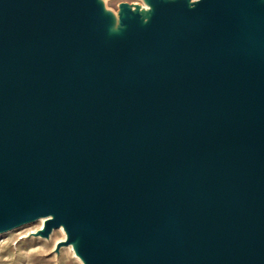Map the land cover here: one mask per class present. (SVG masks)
Returning <instances> with one entry per match:
<instances>
[{
  "label": "water",
  "instance_id": "1",
  "mask_svg": "<svg viewBox=\"0 0 264 264\" xmlns=\"http://www.w3.org/2000/svg\"><path fill=\"white\" fill-rule=\"evenodd\" d=\"M144 2L0 0V232L264 264V0Z\"/></svg>",
  "mask_w": 264,
  "mask_h": 264
},
{
  "label": "rangeland",
  "instance_id": "2",
  "mask_svg": "<svg viewBox=\"0 0 264 264\" xmlns=\"http://www.w3.org/2000/svg\"><path fill=\"white\" fill-rule=\"evenodd\" d=\"M109 9L117 12L122 1L140 3L144 0H104ZM40 220L30 221L13 229L0 232V264H83L71 245L57 244L65 239V232L55 227L50 236H42L37 231L42 228Z\"/></svg>",
  "mask_w": 264,
  "mask_h": 264
},
{
  "label": "bare ground",
  "instance_id": "3",
  "mask_svg": "<svg viewBox=\"0 0 264 264\" xmlns=\"http://www.w3.org/2000/svg\"><path fill=\"white\" fill-rule=\"evenodd\" d=\"M47 219V217L46 216H42V217H39V218H37L36 220H40L41 222H42V224H43V226H42V228L44 227V223H45V220ZM36 220H34V221H36ZM61 228H59L58 230H61L63 233L65 232V239H66V236H67V234H66V231H65V229H64V227L63 226H60ZM42 228H40V229H42ZM13 229V228H12ZM11 230V229H10ZM50 236V235H49ZM65 239H63V240H65ZM62 241V240H61ZM68 245H71L72 246V249H73V251H74V248H73V245L72 244H68ZM68 245H66V246H68ZM74 253H75V251H74ZM75 255L77 256V257H79L76 253H75ZM80 258V257H79ZM81 259V258H80ZM82 260V259H81ZM82 262H83V260H82ZM83 264H84V262H83Z\"/></svg>",
  "mask_w": 264,
  "mask_h": 264
}]
</instances>
